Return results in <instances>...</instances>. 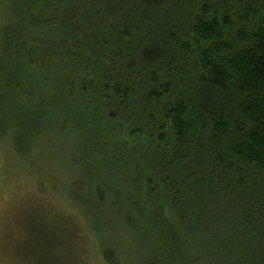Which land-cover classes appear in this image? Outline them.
I'll use <instances>...</instances> for the list:
<instances>
[{"label": "trees", "instance_id": "trees-1", "mask_svg": "<svg viewBox=\"0 0 264 264\" xmlns=\"http://www.w3.org/2000/svg\"><path fill=\"white\" fill-rule=\"evenodd\" d=\"M5 2L3 95L14 102L34 70L62 89L56 105L40 101L52 114L11 108L16 141L22 123L75 122L70 85L93 99L78 122L106 115L104 123L125 121L151 142L138 152V222L123 218L145 236L159 234L149 252L162 248L146 264H203V255L206 264H264V0ZM86 223L97 239V222ZM113 254L105 247L101 257L116 264Z\"/></svg>", "mask_w": 264, "mask_h": 264}, {"label": "rangeland", "instance_id": "rangeland-1", "mask_svg": "<svg viewBox=\"0 0 264 264\" xmlns=\"http://www.w3.org/2000/svg\"><path fill=\"white\" fill-rule=\"evenodd\" d=\"M7 16L6 2L0 0V29ZM59 87L54 75L34 70L22 79L14 102L0 88V264H111L101 257L105 247L114 251L116 264H146L162 248L160 242L149 252L159 234L145 236L128 225L138 222L134 213L143 203L137 189L145 170L136 166L138 152L151 143L145 132L134 136L125 121L104 123L106 115L102 123L78 122L80 113L90 116L93 99L67 85L75 93L68 100L75 122L53 123L52 117L49 123H20L22 140L16 141L19 123L11 108L33 106L45 114L51 109L40 101L56 105ZM98 184L107 193L103 205L95 196ZM171 216L165 218L166 230ZM86 222H97V239ZM198 230L205 239L211 234ZM201 260L206 264L204 255Z\"/></svg>", "mask_w": 264, "mask_h": 264}]
</instances>
